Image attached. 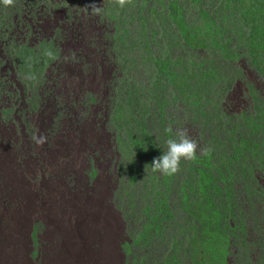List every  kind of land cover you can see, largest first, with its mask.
I'll list each match as a JSON object with an SVG mask.
<instances>
[{"label":"rangeland","instance_id":"obj_1","mask_svg":"<svg viewBox=\"0 0 264 264\" xmlns=\"http://www.w3.org/2000/svg\"><path fill=\"white\" fill-rule=\"evenodd\" d=\"M0 264H264V0L0 2Z\"/></svg>","mask_w":264,"mask_h":264},{"label":"clouds","instance_id":"obj_2","mask_svg":"<svg viewBox=\"0 0 264 264\" xmlns=\"http://www.w3.org/2000/svg\"><path fill=\"white\" fill-rule=\"evenodd\" d=\"M5 5L12 3V0H0ZM117 3L123 7L126 3V0H117ZM94 11H99L98 8H95ZM169 133L173 130L171 128L167 129ZM35 143L40 145L44 143V136H34ZM167 150L163 151L159 157H156L151 162V168L153 172H159L164 175H173L175 174L179 167L181 159L192 160L195 158L197 153V142L190 138L186 130L179 129L175 131L174 136L166 141Z\"/></svg>","mask_w":264,"mask_h":264},{"label":"trees","instance_id":"obj_3","mask_svg":"<svg viewBox=\"0 0 264 264\" xmlns=\"http://www.w3.org/2000/svg\"><path fill=\"white\" fill-rule=\"evenodd\" d=\"M240 4H241V3H240ZM241 5H242V4H241ZM175 13H176V11L173 12V14H175ZM206 16H207V11H206V10H203V11H202V19L206 18ZM196 17L198 18V14L196 15ZM177 20H178L179 22H182V15H180L179 18H178ZM209 20L211 21V19H209ZM206 23H207V22H206ZM190 34H195L194 30H190V31H189V35H190ZM199 83H200V82H199ZM199 83H197L196 87L199 86ZM239 116H240L242 119L245 118V116L242 115V114L239 115Z\"/></svg>","mask_w":264,"mask_h":264}]
</instances>
